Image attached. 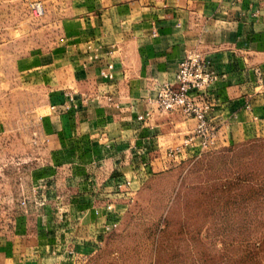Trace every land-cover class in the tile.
Masks as SVG:
<instances>
[{
    "label": "crops",
    "instance_id": "0c3cea01",
    "mask_svg": "<svg viewBox=\"0 0 264 264\" xmlns=\"http://www.w3.org/2000/svg\"><path fill=\"white\" fill-rule=\"evenodd\" d=\"M18 2L0 0V37L19 31L21 18L4 22ZM44 2L58 5L68 40L29 69L47 87L39 130L52 152L24 165L2 162L13 166L0 168V264H75L103 244L107 227L149 177L175 162L168 150L195 127L149 102L188 51L202 52L218 74L211 94L220 143L264 126V0ZM109 63L113 79L100 75ZM67 92L77 106L52 110ZM94 93L114 102L83 101ZM144 113L148 120L139 119ZM127 180L131 187L120 190Z\"/></svg>",
    "mask_w": 264,
    "mask_h": 264
},
{
    "label": "rangeland",
    "instance_id": "374dc122",
    "mask_svg": "<svg viewBox=\"0 0 264 264\" xmlns=\"http://www.w3.org/2000/svg\"><path fill=\"white\" fill-rule=\"evenodd\" d=\"M33 1L42 2L43 15H34ZM57 7L44 0L7 7L5 24L22 22L16 34L0 37V168L52 152L39 130L47 87L29 69L68 42ZM168 166L137 190L103 244L75 264H264V126Z\"/></svg>",
    "mask_w": 264,
    "mask_h": 264
},
{
    "label": "built area",
    "instance_id": "2783aa9c",
    "mask_svg": "<svg viewBox=\"0 0 264 264\" xmlns=\"http://www.w3.org/2000/svg\"><path fill=\"white\" fill-rule=\"evenodd\" d=\"M31 8L35 16H41L45 12L44 5L40 1H33ZM100 75L106 79H113L114 64L109 63L106 68L100 70ZM218 80V74L207 61L206 56L198 50H190L175 72L172 80H165L160 83L155 97L150 99V103L162 112L180 111L189 118L195 120L194 129L186 136L183 142L168 150V156L176 161L178 157L185 156L188 149L199 146L190 158L197 157L203 150L211 149L220 143L219 132L216 124L212 121V111L214 107L211 94L212 85ZM67 101L60 107L52 106V110L67 111L72 106H77L73 92H67ZM106 99L114 102V97L102 95L100 93L85 94L83 101L87 104L100 102ZM149 113L139 116L140 120H148ZM132 185L131 180L118 183L120 190H126ZM27 201L23 200L22 205ZM111 208V206L109 207ZM118 224L107 227V231H112Z\"/></svg>",
    "mask_w": 264,
    "mask_h": 264
}]
</instances>
